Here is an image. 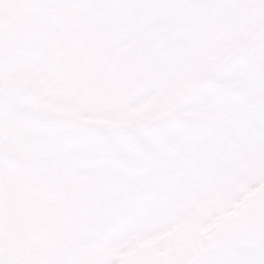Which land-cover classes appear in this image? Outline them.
<instances>
[{"label": "snow or ice", "instance_id": "6c2138e0", "mask_svg": "<svg viewBox=\"0 0 264 264\" xmlns=\"http://www.w3.org/2000/svg\"><path fill=\"white\" fill-rule=\"evenodd\" d=\"M0 264H264V0H0Z\"/></svg>", "mask_w": 264, "mask_h": 264}]
</instances>
